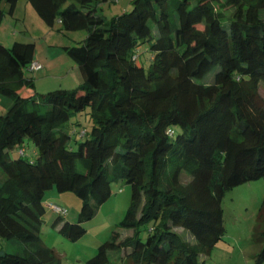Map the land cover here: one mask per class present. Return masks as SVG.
Listing matches in <instances>:
<instances>
[{
  "label": "trees",
  "instance_id": "1",
  "mask_svg": "<svg viewBox=\"0 0 264 264\" xmlns=\"http://www.w3.org/2000/svg\"><path fill=\"white\" fill-rule=\"evenodd\" d=\"M27 1L58 31H86L62 46L83 81L37 99L25 74L34 41H0V95L10 100L0 114V237L23 244L0 250V264H60L40 235L46 191L80 199L77 220L63 218L67 209L52 220L74 240L119 179L131 188L116 223L125 234L113 229L82 264H123L109 253L127 264H200L224 235L226 190L264 176V97L247 105L264 86V0H131L109 19L97 11L105 0ZM16 2L0 0V24ZM143 42L147 68L137 62ZM81 111L88 127H69ZM258 218L254 261L264 264V206Z\"/></svg>",
  "mask_w": 264,
  "mask_h": 264
},
{
  "label": "rangeland",
  "instance_id": "2",
  "mask_svg": "<svg viewBox=\"0 0 264 264\" xmlns=\"http://www.w3.org/2000/svg\"><path fill=\"white\" fill-rule=\"evenodd\" d=\"M130 4L131 0H105L99 4L97 11L106 19H109L113 15L128 10ZM15 6L16 14L13 16L5 14L3 22L0 24V38H4L7 34L10 35L11 31H15L17 40H33L36 47H38V51H41L40 45H44L45 40H47L46 42L58 41L73 45L80 44L86 35L84 29L58 31L56 28L60 26L59 21H56L52 27L47 25L27 0H17ZM223 12L226 15L231 13L230 9L223 10ZM6 19L8 24L4 22ZM9 40L8 42H10ZM50 49L53 52L54 47L51 46ZM42 54H44L43 51ZM150 56L148 42L141 43L137 49V62L147 68ZM56 70L61 69L57 68ZM25 74L29 76L30 72L28 71ZM212 75L211 72L197 80L204 82L212 79ZM33 80H35L37 89L35 98L39 99L40 94L49 89H46L48 87H45V81H38L37 77H34ZM47 82L54 84L50 87V89H54L58 88L55 87L57 86L55 84H59L60 80L49 79ZM75 84L72 86H75ZM263 97L264 86H261L260 96L249 100L247 105L254 108L262 102ZM9 102V98L0 95V114L5 111ZM40 106L45 109L46 104L41 103ZM77 119L80 120L79 124H75L77 128H81V126L88 127L85 111L72 114L67 121V125L72 127V123L76 122ZM22 147L25 149L26 154L32 158L35 157V153L32 151L34 143L30 139H25ZM18 149L19 147L12 148L10 155H16ZM130 196V185L124 179L113 182L108 198L99 205L91 219L83 222L86 231L79 238L72 240L61 234L57 227L52 225L56 212L49 208L48 202L66 208L67 212L63 218L75 221L80 211V199L73 192H58L55 187H51L45 193V211L40 225L41 238L46 245L57 252L60 264H82L84 260L95 253L98 244L109 238L113 229L125 234L124 230L122 231L121 228L116 227V223L123 217L130 202ZM263 206L264 176L227 189L222 199L224 235L209 253L199 255L200 264H255L254 256L260 249L261 243L254 239L253 231L261 222L258 218V211ZM185 235L191 239L189 234L185 233ZM22 247L23 244L15 239L0 237V250L14 252L22 250ZM109 255L111 259L127 264L126 259L114 257L113 253H109Z\"/></svg>",
  "mask_w": 264,
  "mask_h": 264
},
{
  "label": "crops",
  "instance_id": "3",
  "mask_svg": "<svg viewBox=\"0 0 264 264\" xmlns=\"http://www.w3.org/2000/svg\"><path fill=\"white\" fill-rule=\"evenodd\" d=\"M14 14H16V6L13 11V15ZM4 22L8 24L7 19ZM15 34H16L15 31L13 32L11 31L10 35L7 34V36H5L4 38H0V41L3 42L4 44H10L13 40H17V36H15ZM8 39H10L9 40L10 42H8ZM46 41L47 40L44 41V45H40L41 51H38V47H36L35 45V52L33 55V60L40 62L42 64V67L38 70H30L28 67L25 69V73L29 71L30 72L29 76H31L33 79L34 77H37L38 81L39 80L45 81L44 85L45 87H48L46 89H50V87H52L51 85H54L50 82H47V80L49 79L50 80L59 79L60 80L59 84H55L57 85L55 87L58 88H73L78 84H80L83 81V76L77 64L69 56H67V54L62 49V46L66 44L64 42H58V41L55 42H49V41L46 42ZM51 46L54 47L53 52L50 49ZM42 51L44 54H42ZM57 68H60L61 70H56ZM34 84H35V80H34ZM74 84L75 86H72ZM35 89H36V84H35ZM32 151L33 153H35V149H32Z\"/></svg>",
  "mask_w": 264,
  "mask_h": 264
},
{
  "label": "built area",
  "instance_id": "4",
  "mask_svg": "<svg viewBox=\"0 0 264 264\" xmlns=\"http://www.w3.org/2000/svg\"><path fill=\"white\" fill-rule=\"evenodd\" d=\"M29 69L31 70H38L42 67V64L38 61H31L28 65ZM49 207L54 210L55 212H61V213H65L66 212V208H63L62 206L53 203V202H48Z\"/></svg>",
  "mask_w": 264,
  "mask_h": 264
}]
</instances>
